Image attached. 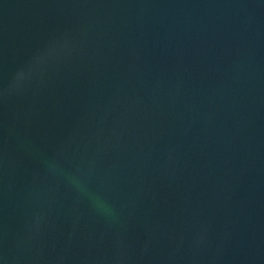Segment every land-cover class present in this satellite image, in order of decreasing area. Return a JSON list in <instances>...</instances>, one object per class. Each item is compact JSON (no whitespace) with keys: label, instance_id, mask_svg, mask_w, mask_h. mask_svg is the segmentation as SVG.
Returning <instances> with one entry per match:
<instances>
[{"label":"water","instance_id":"95a60500","mask_svg":"<svg viewBox=\"0 0 264 264\" xmlns=\"http://www.w3.org/2000/svg\"><path fill=\"white\" fill-rule=\"evenodd\" d=\"M0 264H264V0H0Z\"/></svg>","mask_w":264,"mask_h":264}]
</instances>
